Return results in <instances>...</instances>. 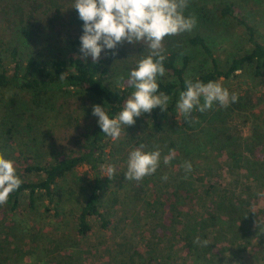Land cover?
Wrapping results in <instances>:
<instances>
[{
	"label": "rangeland",
	"instance_id": "obj_1",
	"mask_svg": "<svg viewBox=\"0 0 264 264\" xmlns=\"http://www.w3.org/2000/svg\"><path fill=\"white\" fill-rule=\"evenodd\" d=\"M238 1L242 14L254 28L255 39L264 44V0ZM212 5L213 2H206V6ZM199 32L221 67L231 57L242 55L251 48L245 29L233 19L205 23ZM43 40L42 37L34 39L31 48H41L45 45ZM47 47L46 44L45 49ZM180 47L191 55V74L208 68L207 57L198 48L189 46L184 40L176 44L177 50L181 51ZM131 49L137 52L122 51L114 58L109 76L113 82H120L135 62L148 52L143 43H135ZM164 49L168 51L166 45ZM47 52L46 59L49 57ZM260 72L259 76L255 74V61H251L234 77L218 79L230 93L238 96L237 101L227 107L214 104L221 108L223 116L221 122L225 133L220 137L221 143L231 135L238 144V151L241 150L242 155L237 157L239 167H231L224 153L216 157L206 150L193 151L190 142L189 158L194 160L187 159L192 166L191 178L187 180L191 182L193 195L180 200L183 210L189 214L182 209L181 214L176 212L178 222L173 227L172 165L171 161L163 162V157L171 152L170 139L153 132L148 113H143L134 125L122 126L118 139L107 136L101 153L98 174L106 182L101 197L104 208L111 212L108 213L110 226L102 230L97 220L91 218V232L85 237L76 233L74 211L94 176L89 166H79L72 176L76 182L67 178V182L59 184L66 209L58 217L44 210L47 201L40 198L36 210H25V196L19 209L12 213L4 204L0 205V263L264 264V60ZM67 103L66 99L56 96V109L60 108L62 112H55L52 107L32 106L25 92L0 89V114L6 110L9 119L18 123V131L7 148L9 158L17 164L20 148L44 154L41 143L62 129L65 120L55 115L66 113ZM177 116L176 113L174 119L178 120ZM167 119L171 122V116L167 115ZM1 142L0 139V146ZM140 144L146 145V151L159 148L160 165L154 174L140 181L126 180L128 154ZM105 166L115 168L112 176L104 175ZM184 182L187 185V181ZM212 182L217 188L215 195L209 197L204 195V190L210 188ZM222 190L226 192V198L221 197ZM219 201L221 204L216 206ZM184 224L190 230L187 245L185 235L189 232L183 228Z\"/></svg>",
	"mask_w": 264,
	"mask_h": 264
},
{
	"label": "trees",
	"instance_id": "obj_2",
	"mask_svg": "<svg viewBox=\"0 0 264 264\" xmlns=\"http://www.w3.org/2000/svg\"><path fill=\"white\" fill-rule=\"evenodd\" d=\"M207 1L214 5L206 6ZM73 4L74 0H0V89L25 92L32 106L52 107L55 112H62L60 108L56 109V96L68 101L66 113L55 115L62 116V121L65 120L62 129L41 143L44 154L26 152L24 148L18 150L16 166L23 182L4 206L9 213L17 211L25 196V210H36L40 198L47 201L44 210L58 217L66 209L60 182H67V178L76 182L72 177L76 168L89 166L93 170V181L89 182L73 216L76 233L85 237L92 230L91 218L97 220L102 230H106L111 224L108 218V213L111 212L104 208L101 197L106 182L98 174L107 136L97 122L98 117L92 114L93 106H104L110 117L119 114L133 89L126 83L129 73L124 74L120 82L110 79L112 65L115 64L114 58L122 51L137 50L131 49L134 44L125 42L117 46L115 55L113 50H102L95 63L91 56L83 57L80 37L84 22L79 18L78 10L72 7ZM241 9L238 0H189L185 15L196 16L195 27L190 32L168 36L164 40V45L168 48L164 52L166 71L158 79L160 91L169 95L170 100L166 112L157 107L148 113V120L153 132L170 139L171 152L175 154L171 160V227L178 222L176 212L179 215L180 210H183L180 200L193 195L189 181L191 172H186L184 167L187 159H191V149L188 148L190 142L193 151L206 150L216 157L224 153L231 162V167H239L237 157L242 153L241 150L238 151V144L231 135L227 136L224 143L220 140L225 133L224 123L221 122V108L213 104L211 109L204 112L193 110L191 117L187 121L181 117L180 123L174 119V115L177 113L179 93L186 88L185 79L198 78L205 83L218 81L220 78L230 79L251 61H255V74H261L264 44L255 39L254 28ZM223 19H233L245 29L251 48L242 55L231 57L221 67L199 31L203 24ZM38 37L44 38L45 45L31 48L30 44ZM181 40L206 55L208 68H203L197 74L190 73L191 55L185 48L180 47L181 51L176 49V44ZM46 44L48 47L45 49ZM45 50L49 55L47 59L44 57ZM135 66L136 62L133 68ZM63 72L65 78L61 79L60 74ZM70 103L77 106L72 108ZM167 115L171 116V122ZM9 118L10 114L6 110L0 114V150L9 148V142L18 131V123ZM9 154L10 151L7 150L5 155L9 157ZM184 181H187V185ZM209 185L210 188H205L204 195L210 197L217 187L215 182ZM221 192V197L226 198V192ZM220 204L219 201L216 206ZM183 212L189 214L187 211ZM183 228L189 232L185 235L187 245L190 230L186 224Z\"/></svg>",
	"mask_w": 264,
	"mask_h": 264
},
{
	"label": "clouds",
	"instance_id": "obj_3",
	"mask_svg": "<svg viewBox=\"0 0 264 264\" xmlns=\"http://www.w3.org/2000/svg\"><path fill=\"white\" fill-rule=\"evenodd\" d=\"M189 0H74L83 23L81 53L91 56L97 62L102 50H115L125 42L143 43L148 52L142 55L128 75L127 86L133 91L126 99L122 110L110 117L104 106H93L92 114L98 117L102 132L116 140L120 137L122 126H131L143 113H151L157 107L161 111L168 108L169 95L160 91L159 77L165 75L164 40L168 36L190 32L197 23L194 14L185 15ZM64 79V72L60 74ZM186 88L179 93L177 118L187 121L193 110L204 112L214 103L227 107L237 101L236 93L229 90L220 81L203 82L200 79H185ZM203 101V102H202ZM146 145L140 144L131 150L127 159L126 180L140 181L156 172L161 162L159 148L146 151ZM0 150V205L7 203L10 195L19 189L22 178L16 163ZM174 152L163 157L168 164L174 158ZM185 170H191V162H185ZM108 177L115 172L113 166H105ZM167 180V176L163 177ZM199 240V238H197ZM205 245L207 241H203Z\"/></svg>",
	"mask_w": 264,
	"mask_h": 264
}]
</instances>
